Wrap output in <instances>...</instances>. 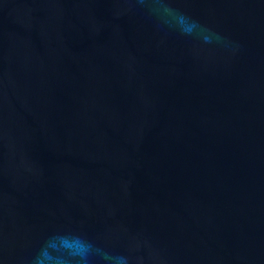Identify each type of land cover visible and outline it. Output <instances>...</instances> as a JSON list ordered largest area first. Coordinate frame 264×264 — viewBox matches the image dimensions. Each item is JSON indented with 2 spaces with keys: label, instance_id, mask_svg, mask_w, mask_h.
<instances>
[{
  "label": "water",
  "instance_id": "1",
  "mask_svg": "<svg viewBox=\"0 0 264 264\" xmlns=\"http://www.w3.org/2000/svg\"><path fill=\"white\" fill-rule=\"evenodd\" d=\"M0 264H264V0H0Z\"/></svg>",
  "mask_w": 264,
  "mask_h": 264
}]
</instances>
